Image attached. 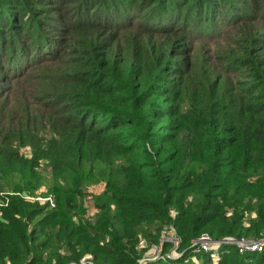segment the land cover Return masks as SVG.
Masks as SVG:
<instances>
[{"label": "trees", "instance_id": "1", "mask_svg": "<svg viewBox=\"0 0 264 264\" xmlns=\"http://www.w3.org/2000/svg\"><path fill=\"white\" fill-rule=\"evenodd\" d=\"M219 23L235 84L180 43L196 48ZM42 170L51 208L21 195ZM12 175L20 183L0 207V264H37L43 248L53 264L87 253L136 264L139 239L158 242L171 222L185 249L202 232L263 236L264 0H0V178ZM98 177V212L84 215L82 186ZM219 256L264 264V249Z\"/></svg>", "mask_w": 264, "mask_h": 264}, {"label": "rangeland", "instance_id": "2", "mask_svg": "<svg viewBox=\"0 0 264 264\" xmlns=\"http://www.w3.org/2000/svg\"><path fill=\"white\" fill-rule=\"evenodd\" d=\"M45 16H46V14H43V15H41L39 17L36 16V17L37 18H41V17H45ZM50 21H53V20H50ZM219 25H221L219 27V29L221 30L222 34L215 32V34H214L215 36L209 37V36H211L213 34V30H211L212 31L211 33H207V35L196 39V42H195L196 43V48H194L192 50H189V42L186 41V42H180V43H181V45H183V43H185V46L183 45L184 55H187L188 57H190L194 61H198L199 64L201 66H203V67L210 66V64L212 62H214L215 65H216L217 70L223 68L221 70L222 71L221 73H224L226 75L229 74V77L233 80V82L235 84V80L234 79H236V76H235V74L232 73L231 67H228L226 65L223 66L224 59L228 56V54H232V52H228L227 51V46L230 45V40L228 39L227 35H225V32H226L225 28L227 29V27H226V25L224 26L221 23H219ZM180 35L181 34H179L178 36H176L174 38L178 39V37ZM182 35H184V34H182ZM190 90L192 91V89H190ZM3 145H5V143ZM22 151H23L25 156L29 157V155H28L29 154V147L23 148ZM41 176H42L41 177V182H40V184H39L37 189H35L32 192L30 191L31 193H29V194H28V192H24V193H21V195H23V197L26 199V201H30V202L38 201L39 204H41V205L47 203L48 204V208H51L50 203L48 202V200L47 201H45V200H46L47 197H49L54 202V196L52 195V192L50 191L52 183H53L52 182V176L49 173V171H47V170H42L41 171ZM18 183H20V182L18 181V176L17 175H12V176H9V177H1L0 178V202H1V207H4L7 204V201H8L7 199H9L8 197L14 193L12 190H14V187ZM104 189H105V181L101 177H98L95 180H85L84 181V184L82 186V190L85 193L84 195L86 196L88 191H90L91 195H93V200L91 201L92 202L91 205L88 204V203H85V201H84L85 200V196L81 197V200L79 199L77 201V204L81 205L83 207L84 215H85V211H86L87 205H88V207L90 209V213H92V216H95L97 214L98 211L95 208L96 197L100 196L102 194V192L104 191ZM54 204H55V202H54ZM92 208H93V210H92ZM42 215H44V212L41 213V214H38L31 221L30 227L35 225L36 221L38 219H40V217H42ZM174 215H176V211L172 210L171 211V216L174 217ZM250 216L252 217V216H254V214L252 213V214H250ZM167 224H169V223H167ZM167 224H165V225H167ZM172 225L174 226L173 223H172ZM178 237H179V235H178ZM217 238H219V237H217ZM42 239H44V235L43 234H41L39 236V240L36 241L35 243H38ZM183 249H185V248H181L180 244H179V250L181 251ZM48 250H46V248L36 250V256L40 257L39 261H37V264H53V263H55L53 258L49 259ZM188 260H191V261H188ZM188 260L185 259L183 264H195L194 263V258L188 259ZM197 261H198L199 264H201V262H200L201 260L200 259L199 260L197 259ZM175 264H182V263L181 262H177Z\"/></svg>", "mask_w": 264, "mask_h": 264}, {"label": "built area", "instance_id": "3", "mask_svg": "<svg viewBox=\"0 0 264 264\" xmlns=\"http://www.w3.org/2000/svg\"><path fill=\"white\" fill-rule=\"evenodd\" d=\"M50 203L51 207H54V202L47 197L45 201ZM93 195L90 191L85 196V203L91 205ZM1 207V202H0ZM93 210V208H92ZM91 214V215H90ZM86 215L92 216L90 209L87 205ZM181 240L178 237L176 230L172 223L164 225L159 234L158 242L149 243L145 238H140L137 246L140 249H144L143 254L137 259L136 264H148L155 261L169 262L177 260L186 252L191 253V259L194 258V263L199 264L195 254L204 253L208 256L210 264H218L220 258V252L223 247L232 246L240 254L244 253H256L261 252L264 249V236L255 237H234V236H223L213 237L207 232L200 233L196 238L192 239L189 246L186 249L179 250V244ZM4 264H10L6 262ZM76 264V263H70ZM77 264H97L91 254H84L80 257Z\"/></svg>", "mask_w": 264, "mask_h": 264}]
</instances>
